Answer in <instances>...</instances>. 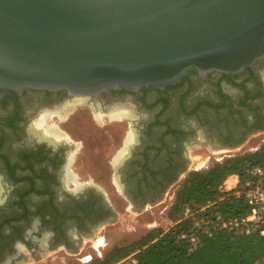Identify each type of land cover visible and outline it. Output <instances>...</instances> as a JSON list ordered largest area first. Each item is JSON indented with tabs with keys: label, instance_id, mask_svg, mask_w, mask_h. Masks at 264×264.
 I'll use <instances>...</instances> for the list:
<instances>
[{
	"label": "flooded vegetation",
	"instance_id": "1",
	"mask_svg": "<svg viewBox=\"0 0 264 264\" xmlns=\"http://www.w3.org/2000/svg\"><path fill=\"white\" fill-rule=\"evenodd\" d=\"M72 98L30 88L0 98V264L77 254L83 239L95 240L114 213L100 188L76 181L96 178L77 170L87 162L112 163L122 191L142 207L190 172L189 146L233 149L264 133V54L239 72L192 69L162 89H108L63 110ZM113 108L129 113L113 116ZM108 122L118 123L111 159L84 140L90 123ZM48 130L59 138L47 139Z\"/></svg>",
	"mask_w": 264,
	"mask_h": 264
},
{
	"label": "water",
	"instance_id": "2",
	"mask_svg": "<svg viewBox=\"0 0 264 264\" xmlns=\"http://www.w3.org/2000/svg\"><path fill=\"white\" fill-rule=\"evenodd\" d=\"M264 54V0H0V98L162 89Z\"/></svg>",
	"mask_w": 264,
	"mask_h": 264
},
{
	"label": "trees",
	"instance_id": "3",
	"mask_svg": "<svg viewBox=\"0 0 264 264\" xmlns=\"http://www.w3.org/2000/svg\"><path fill=\"white\" fill-rule=\"evenodd\" d=\"M255 164H264V143L252 153L214 162L202 171H190L174 193L166 217L170 225L147 230L140 238L113 246L89 264H116L129 257L132 264H264V236L258 233L238 234L216 230L205 234L197 230L198 242L191 244L182 232L192 226V218H182V211H191L208 202L212 207L195 214L209 216L213 211L224 216L247 213L243 197H235L232 190L223 191L222 184L230 175L243 179L245 170Z\"/></svg>",
	"mask_w": 264,
	"mask_h": 264
},
{
	"label": "rangeland",
	"instance_id": "4",
	"mask_svg": "<svg viewBox=\"0 0 264 264\" xmlns=\"http://www.w3.org/2000/svg\"><path fill=\"white\" fill-rule=\"evenodd\" d=\"M112 124L115 122H108L105 126L99 127L96 124L90 123L87 128L89 137L84 140L89 141L92 146H99L101 152L98 155L106 159H111L114 155V148L118 144L117 136H114L115 130ZM92 125V126H91ZM94 125V126H93ZM117 130V128L115 127ZM129 129L124 133V138L128 142L131 137ZM119 134L121 135L122 132ZM264 137L261 133L258 137H251L244 145L233 149H215L209 146H189L187 153L189 161L187 163L188 171H202L210 167L216 161L234 157L242 154L252 153L257 151L264 141L260 138ZM131 139V138H130ZM125 142V143H126ZM93 156H96L94 153ZM87 169H77L80 172H87L95 179H79L77 182H90L96 187L100 188L109 203L113 216L100 225L95 233V240L83 239V246L79 252L69 253L58 249L56 253L48 255L40 260L30 261L22 264H89L93 257H100L104 252L113 246L123 245L140 238L147 230L156 227H164L170 225L166 217V213L170 204L173 201L174 193L186 178L184 176L178 182H175L162 197L152 203H147L144 206L136 207L127 195L122 191L119 182L115 179V169L112 163H103L101 165H92L87 162ZM76 169H74L75 171ZM236 181V175L232 180L227 179L222 184V189H232ZM100 244V245H99ZM86 259V261H85ZM88 259V260H87ZM133 260L129 257L121 260L116 264H132Z\"/></svg>",
	"mask_w": 264,
	"mask_h": 264
},
{
	"label": "built area",
	"instance_id": "5",
	"mask_svg": "<svg viewBox=\"0 0 264 264\" xmlns=\"http://www.w3.org/2000/svg\"><path fill=\"white\" fill-rule=\"evenodd\" d=\"M231 188L230 190L235 197H243L248 208L246 214L224 216L212 210L209 216L202 215L196 218L195 214L197 215L205 211L206 208L212 207L213 203L208 202L194 211L185 207L182 211V218L191 217L193 224L188 231L182 232L180 237H185L191 244H195L198 242L197 230L199 228L208 235L216 230H226L244 235L258 233L264 236V164L248 167L243 179L239 180L236 176V181Z\"/></svg>",
	"mask_w": 264,
	"mask_h": 264
},
{
	"label": "bare ground",
	"instance_id": "6",
	"mask_svg": "<svg viewBox=\"0 0 264 264\" xmlns=\"http://www.w3.org/2000/svg\"><path fill=\"white\" fill-rule=\"evenodd\" d=\"M82 101H84V99L83 98H72V100L69 102V103H67V104H65V105H63V107H62V109L63 110H66V109H68V108H70L71 106H72V104L74 105V103H78V102H82ZM111 114L114 116V114H117V115H121V114H123V115H126V113L128 112L127 111V109H112L111 111ZM129 113V112H128ZM117 117V116H116ZM35 125H36V127H39V122H36L35 123ZM45 134V137L47 138V139H49V140H55V139H57V138H59L58 137V134L53 130V131H51V130H48L46 133H44ZM130 134H132V133H130ZM132 137V136H131ZM131 137H129L128 138V140L127 141H130V138ZM127 143V142H126ZM116 158V157H115ZM234 178V176H232V177H229V180H232Z\"/></svg>",
	"mask_w": 264,
	"mask_h": 264
},
{
	"label": "crops",
	"instance_id": "7",
	"mask_svg": "<svg viewBox=\"0 0 264 264\" xmlns=\"http://www.w3.org/2000/svg\"><path fill=\"white\" fill-rule=\"evenodd\" d=\"M232 176H235V175H230L229 177H232ZM229 177H228V178H229Z\"/></svg>",
	"mask_w": 264,
	"mask_h": 264
}]
</instances>
